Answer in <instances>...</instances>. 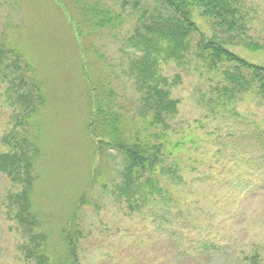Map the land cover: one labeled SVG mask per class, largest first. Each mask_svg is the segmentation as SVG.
<instances>
[{
  "label": "rangeland",
  "instance_id": "374dc122",
  "mask_svg": "<svg viewBox=\"0 0 264 264\" xmlns=\"http://www.w3.org/2000/svg\"><path fill=\"white\" fill-rule=\"evenodd\" d=\"M94 2L0 0V264L66 255L61 228L73 215L84 234L78 264H264V98L254 89L224 94L223 67L209 69L196 47L181 62L156 55L150 76L136 67L141 53L127 37L155 0H101L124 17L115 28L89 19ZM238 8L263 46L226 47L264 66V0ZM189 17L214 35L196 3ZM154 84L177 101L167 126L153 122L144 98ZM110 104L127 142L164 135L169 154L153 177L169 189L166 201L154 194L131 209L133 198L118 193L123 156L100 153L108 129H92L95 108ZM23 151L32 163L27 206L21 181L4 168ZM171 162L182 178L166 172ZM23 210L33 218L20 219Z\"/></svg>",
  "mask_w": 264,
  "mask_h": 264
},
{
  "label": "trees",
  "instance_id": "16d2710c",
  "mask_svg": "<svg viewBox=\"0 0 264 264\" xmlns=\"http://www.w3.org/2000/svg\"><path fill=\"white\" fill-rule=\"evenodd\" d=\"M194 3L201 9V14L210 21L214 32L211 38H206L190 20V8ZM238 3L239 0H155L152 11L140 13V26L127 37L128 42L133 45L130 48H136L141 53L136 60V67L148 70L150 76H153L158 62L156 55L163 54L164 60L172 59L181 62L185 54L196 47L199 50L198 56L206 60L209 69L219 71L223 67V78L230 85L229 87L224 85V94L228 93L227 96L232 99L236 90L254 89L264 98V66L250 64L226 47L232 42L241 44L250 50H258L263 46L248 36L244 25L245 19L239 12ZM111 10L110 7L102 4L101 0H95L94 5H89L87 14L99 28L108 25L110 28H115L116 22L122 23L124 17L122 13L115 14ZM193 34L199 38L195 44L192 43ZM145 97L146 100L153 101L152 105L148 104L153 122L167 126L168 117L177 112L176 99L170 98L168 92L157 84L146 89ZM145 112L147 111L143 109V114H147ZM93 117L94 133L96 125L108 129L107 136L98 141L99 152L102 153L105 150L106 154L107 151L117 150L123 156L122 179H120V184L115 186L120 195L126 196L127 199L133 198L131 200L133 204L129 207L131 209L139 207L134 202L153 199L154 194L160 195L161 198L164 197L163 201H166L170 194L169 189L162 190L158 186L159 181L153 177L164 171L161 163L165 162L166 157L163 152L166 151V156L169 154L163 144L164 135L160 132L159 141L155 143L143 144L144 142L139 139L127 142L124 136L125 131L119 124L120 112L111 104L105 108H95ZM12 157L8 152L2 161ZM4 168L9 174L15 175L18 181H21L22 188L17 196L22 197L27 206L26 196L33 179L30 154L23 151L19 158L17 156L11 163L4 165ZM147 172L148 176L145 177ZM166 172H171L174 178H182L178 175L179 169L175 162L167 166ZM18 214H21L20 219H23V216L33 218V215L26 210ZM70 219L71 222L61 228V238L63 242H66L67 254L57 260L52 259V264H78L76 247L84 234L77 224L76 216L73 215ZM35 236L33 234L31 239ZM46 262L42 258L38 264H47Z\"/></svg>",
  "mask_w": 264,
  "mask_h": 264
}]
</instances>
